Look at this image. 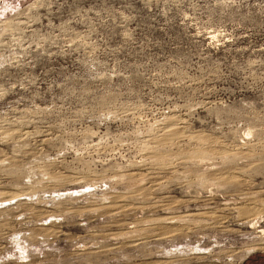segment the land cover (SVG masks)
<instances>
[{"label":"rangeland","instance_id":"1","mask_svg":"<svg viewBox=\"0 0 264 264\" xmlns=\"http://www.w3.org/2000/svg\"><path fill=\"white\" fill-rule=\"evenodd\" d=\"M0 193V264L264 256V0H0Z\"/></svg>","mask_w":264,"mask_h":264},{"label":"crops","instance_id":"2","mask_svg":"<svg viewBox=\"0 0 264 264\" xmlns=\"http://www.w3.org/2000/svg\"><path fill=\"white\" fill-rule=\"evenodd\" d=\"M258 257V258H257ZM245 264H264V256H256L255 259H250L245 262Z\"/></svg>","mask_w":264,"mask_h":264},{"label":"bare ground","instance_id":"3","mask_svg":"<svg viewBox=\"0 0 264 264\" xmlns=\"http://www.w3.org/2000/svg\"><path fill=\"white\" fill-rule=\"evenodd\" d=\"M0 194H3V193H0ZM261 231H263V232H264V229H262Z\"/></svg>","mask_w":264,"mask_h":264}]
</instances>
